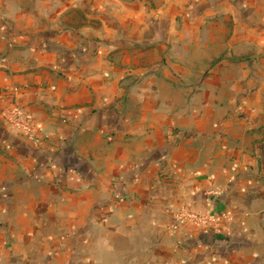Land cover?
I'll list each match as a JSON object with an SVG mask.
<instances>
[{"label":"crops","instance_id":"obj_1","mask_svg":"<svg viewBox=\"0 0 264 264\" xmlns=\"http://www.w3.org/2000/svg\"><path fill=\"white\" fill-rule=\"evenodd\" d=\"M13 106L0 264H264V0H0Z\"/></svg>","mask_w":264,"mask_h":264},{"label":"built area","instance_id":"obj_2","mask_svg":"<svg viewBox=\"0 0 264 264\" xmlns=\"http://www.w3.org/2000/svg\"><path fill=\"white\" fill-rule=\"evenodd\" d=\"M2 122L10 129L18 134L25 136L27 139L35 137V125L31 116L17 106L4 109L0 112ZM221 214L209 211L206 213H197L186 208H179L174 216L172 227L175 228L186 221L201 224L211 230L213 233L219 231V221Z\"/></svg>","mask_w":264,"mask_h":264}]
</instances>
